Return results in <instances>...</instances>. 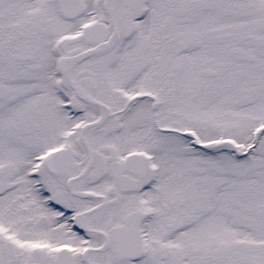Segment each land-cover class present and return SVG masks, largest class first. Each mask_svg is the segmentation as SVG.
Returning <instances> with one entry per match:
<instances>
[{
  "label": "snow or ice",
  "instance_id": "obj_1",
  "mask_svg": "<svg viewBox=\"0 0 264 264\" xmlns=\"http://www.w3.org/2000/svg\"><path fill=\"white\" fill-rule=\"evenodd\" d=\"M0 264H264V0H0Z\"/></svg>",
  "mask_w": 264,
  "mask_h": 264
}]
</instances>
